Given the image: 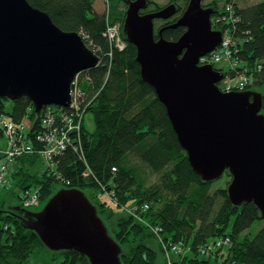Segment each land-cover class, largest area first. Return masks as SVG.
I'll return each mask as SVG.
<instances>
[{"label":"trees","instance_id":"16d2710c","mask_svg":"<svg viewBox=\"0 0 264 264\" xmlns=\"http://www.w3.org/2000/svg\"><path fill=\"white\" fill-rule=\"evenodd\" d=\"M28 1L46 11L62 29L84 31L85 41L94 43L102 62L81 77L87 94L82 107L91 100L85 112H91L95 120L94 131H87L84 125L83 155L69 147L57 158L52 173L45 171L42 179L37 172H24L22 167L16 174L27 173V177L23 181L19 178L18 185L26 190L43 180L39 190L43 202L60 187L93 192L100 214L118 223L115 236L123 248L121 258L125 264H219L220 258H225L223 264H264V219L254 202L235 206L226 187L214 189L213 184L199 179L178 141L165 105L141 77L136 46L128 43L120 50L104 35L108 24H123L126 0H108V10L102 14L96 10L95 0ZM189 1L169 0L163 6H153L149 0L141 12L156 11L175 2L178 11L173 17L156 20L169 25L184 13ZM229 3H234L235 15L240 19L237 24L220 19L228 14ZM204 6L215 8L213 29L232 28L230 58L244 62L242 68L226 73L227 79L247 73L253 76L249 77L248 88L264 90V0L241 8L234 0H227L223 6L217 1ZM158 31L159 27L157 34ZM184 32L185 27L179 26L165 30L163 35L177 40ZM5 99L8 98H0V114L16 123L29 119L34 124L33 131L40 127L43 110L37 113L30 100L23 97L13 101V109L8 112ZM53 107L58 112H69ZM37 160L39 157L32 155L21 162L33 166ZM112 191L116 193L112 199L115 207L99 200L100 194L111 198ZM24 199H20L23 208ZM6 206L5 201H0V264H27L45 246L26 227V211ZM258 221L259 230L251 231ZM227 237L231 240L228 246L203 252L218 238ZM173 246H178V252L172 250ZM59 255L64 258L59 264H89L85 256L74 251H61L55 257Z\"/></svg>","mask_w":264,"mask_h":264},{"label":"water","instance_id":"95a60500","mask_svg":"<svg viewBox=\"0 0 264 264\" xmlns=\"http://www.w3.org/2000/svg\"><path fill=\"white\" fill-rule=\"evenodd\" d=\"M123 34L137 49L144 82L165 105L172 127L196 173L204 181L219 178L228 168L227 186L235 206L254 202L264 219V90L226 89V73L200 58L223 40L213 29V6L190 0L178 20L159 30L155 20L170 19L178 6L142 13L149 0H126ZM187 27L177 39L166 28ZM100 57L75 31L58 26L51 16L28 0H0V98L27 96L40 113L46 106L71 107L76 74L97 67ZM80 188H58L40 211H26L27 228L46 249L74 251L89 264H125L123 248L112 235L98 205Z\"/></svg>","mask_w":264,"mask_h":264},{"label":"built area","instance_id":"2783aa9c","mask_svg":"<svg viewBox=\"0 0 264 264\" xmlns=\"http://www.w3.org/2000/svg\"><path fill=\"white\" fill-rule=\"evenodd\" d=\"M228 14L220 17L221 20L232 21V24H237L240 20L238 16L235 15L234 3H229L226 5ZM121 23L108 24L107 29L104 33L108 37L110 43L116 48L123 50L126 48L128 42L124 40L121 34ZM230 27V26H229ZM223 31V40L221 44L214 51L210 52V56H202L200 58V64L216 63L222 61L224 58H230L231 47L233 45V36L231 32V27ZM82 38L87 40V35L83 34ZM92 43V41H90ZM100 50V48H98ZM100 57V56H99ZM102 60L100 58L99 64ZM83 73V72H80ZM82 74L75 77L72 82L70 94L72 96L71 113L78 112L77 116H69L66 113L58 112L53 106H46L43 111V115L40 121V127L36 129L33 139L36 143L37 148L33 147L32 141L24 138L23 132H27L32 125L31 121L25 118L22 122L16 123L9 119L5 114H0V136L5 137L7 141L8 149L6 151V157L11 161L15 159L16 156H21L30 152H38L41 159L45 163L51 161H46V154L57 151L61 152L62 147L67 145L73 148L77 153H84V147L82 145V128L84 127L83 116L86 114L87 108L91 104V100H87L85 108L82 107L83 103L86 101L87 94L82 87ZM239 81L236 84L229 85L226 89H236L245 90L250 83L249 78L242 74L240 75ZM76 99V100H75ZM62 108V107H61ZM64 109V108H62ZM42 111V112H43ZM66 132L67 135L65 139L61 137L62 133ZM22 141L28 142L22 143ZM39 146V147H38ZM42 153L43 156L40 154ZM8 170V164H3L0 167V194L1 185L5 182L6 172ZM39 201V191H29L27 192L23 204L25 207L37 204ZM231 243L229 237L218 238L211 245H208L203 252H211L212 249H223ZM175 252H178V246H173Z\"/></svg>","mask_w":264,"mask_h":264},{"label":"rangeland","instance_id":"374dc122","mask_svg":"<svg viewBox=\"0 0 264 264\" xmlns=\"http://www.w3.org/2000/svg\"><path fill=\"white\" fill-rule=\"evenodd\" d=\"M214 1H217L219 6H223L225 2H227V0H204V4H209L212 3ZM237 3V6L239 8L241 7H246L249 5H252L254 3L263 1V0H234ZM152 5L155 6V4L157 5H165L169 2V0H152ZM95 8L99 13H105L108 10V5H109V1L108 0H95ZM160 21L156 22V28H158ZM232 48V47H231ZM215 68L222 70L223 72H229L230 70L234 69V68H242L244 66V62H236V61H232L231 58H224L222 61L216 63ZM87 70H84L82 72H85ZM244 75H248L247 73ZM248 78H253V76H247ZM240 78V75L237 76L234 80H228L227 77L225 78V80L222 81V87H228L231 84H236ZM250 81V80H249ZM249 86V85H248ZM258 89H260L261 91H263V89L257 87ZM4 105H5V110L10 112L13 109V105L14 102L13 100L10 99H5L4 100ZM62 107V106H61ZM63 108V107H62ZM65 109V108H64ZM66 110H68L69 112H67V114L69 116H72L73 113H71V111L73 110L72 107H67ZM84 125L87 129V131H94L95 130V120H94V116L91 112H87L85 114V120H84ZM84 128V127H83ZM82 128V134L84 132V129ZM8 149V146L6 145V139H0V167L3 164H8V170L6 172V176H5V182L1 185V194H0V201H5L7 204L10 205H17L18 203H21V200L19 199V197L22 194V191L20 189H18V180L21 177V174H16V172L20 171L22 167L25 168L24 172H29L31 174H34L35 172L37 173H42V171L46 170L47 168V164L42 160L39 159L37 160V162H35V164L27 169V164H23L21 161H18V159H13V160H9L6 157V151ZM135 163H138L139 161L136 159L134 161ZM140 164V163H139ZM138 164V165H139ZM88 174L85 172V176H87ZM156 178V176L154 175L151 180L150 183L152 181H154ZM226 183L225 180L223 182H220L219 184L213 185L214 189L217 188H222L225 187ZM36 186L35 184H32L31 189H35ZM212 188V190H213ZM90 196V198L92 200H94V197L92 196L91 191L87 192ZM99 200H101L102 202H106L108 203V205L110 206H114L112 202V199L110 198V196L108 194H100L99 195ZM96 204V200L94 201ZM44 205V202L42 201V203L38 204V205H34L31 207H28L29 210L31 211H40L42 209ZM131 206V205H130ZM129 206V207H130ZM113 207V208H114ZM127 212V210H125V213ZM105 218V216H104ZM107 225L110 229L111 234L113 235L116 230H117V225L118 223L116 222V220L111 219V218H107ZM8 229V225H6ZM261 227V224L258 222H256L254 224V226L251 228V231L256 232L259 230V228ZM223 253L226 254L227 253V249L225 248L223 250ZM55 254H58V252L54 253L49 249H42L41 251H38L37 253L33 254L27 261V264H59L61 263V261L64 259L61 256H57L55 257ZM225 258H220L219 264H223Z\"/></svg>","mask_w":264,"mask_h":264},{"label":"bare ground","instance_id":"6f19581e","mask_svg":"<svg viewBox=\"0 0 264 264\" xmlns=\"http://www.w3.org/2000/svg\"><path fill=\"white\" fill-rule=\"evenodd\" d=\"M37 8V7H36ZM38 9H40V8H38ZM40 10H42V9H40ZM42 11H44V10H42ZM44 12H46V11H44ZM47 13V12H46ZM146 13V12H145ZM107 18H108V15L106 16ZM52 18V17H51ZM157 20H164V19H157ZM178 20V19H177ZM176 20V21H177ZM175 21V22H176ZM155 22H156V20H155ZM167 25H165V22H160L159 23V30H161L162 28H165ZM182 27H184V26H182ZM167 29H170V28H166V29H164V31L165 30H167ZM187 30V27H185V31ZM163 31V32H164ZM76 32V31H75ZM156 32V31H155ZM79 33V32H78ZM83 34H84V31H82V33H79V35L80 36H83ZM121 34H122V37H123V24H122V27H121ZM157 34V33H156ZM155 34V35H156ZM162 35H163V33H162ZM160 36V34H159V31H158V34L156 35V37L158 38ZM164 36V35H163ZM165 37V36H164ZM124 38V37H123ZM166 38V37H165ZM124 40L125 41H127L125 38H124ZM83 42L85 43V45L92 51V52H94L96 55H98V53H97V50H95L94 49V47H95V45H94V43L92 42V43H89V42H87V41H85L84 39H83ZM110 42V41H109ZM99 56V55H98ZM206 56H210V53H208V54H206ZM206 64V63H205ZM100 65V64H99ZM99 65H97V67L99 66ZM204 65V64H203ZM82 73H77L76 74V76H78V75H81ZM224 88H226V87H224ZM71 95V94H70ZM24 97H26V98H28L27 96H24ZM23 98V97H22ZM21 99V98H20ZM29 99V98H28ZM17 100H19V99H17ZM30 100V99H29ZM76 100V99H75ZM16 101V100H15ZM30 102L32 103V108L34 109V111H36V106H35V104H34V102L32 101V100H30ZM71 102H72V96H71ZM54 106H57V105H54ZM61 107V106H60ZM63 107V106H62ZM63 108H67V107H63ZM77 114H78V112H74V114H73V116L74 117H76L77 116ZM83 120H85V115L83 116ZM33 128H34V124L32 123V125H30V128H29V130L27 131V132H23V135H24V138L25 139H27V140H31L32 141V144H33V147L34 148H37V146H36V143H35V141H34V139H33V136H34V134H35V130L33 131ZM66 135H67V133L66 132H63L62 133V135H61V137H63L64 139H65V137H66ZM0 139H5V137H0ZM22 143H27V144H29L28 142H25V141H22ZM6 145H7V141H6ZM69 149V146H67V145H64L63 147H62V150H61V152H57V151H53V152H50V153H48V154H46V157H45V160L46 161H51V162H49V163H46L47 164V168H46V170H44V171H42V173L40 174V173H36V174H38V177L39 178H44L43 177V173L45 172V171H48V170H50V172L51 171H53L54 169H55V167H56V165H57V158L59 157V156H63L64 155V153H65V151L66 150H68ZM42 156H43V154L42 153H40ZM32 155H37L38 157H39V159H41V157H40V155L38 154V152H30V153H27V154H23V155H21V156H16L15 157V160L16 159H18V161H21V160H23V159H27V160H29V159H31L32 158ZM188 160H189V158H188ZM190 162V161H189ZM25 164H27L28 166H27V169H29V168H31L32 167V165H30V164H28V162H26ZM35 164V163H34ZM190 165H191V162H190ZM191 167H192V165H191ZM192 169H193V167H192ZM22 171V169L20 170V172ZM193 171H194V169H193ZM195 172V171H194ZM52 173V172H51ZM196 173V172H195ZM27 174V173H26ZM26 174H23V175H21V177H20V181H23V180H25L26 179ZM197 174V176L199 177V179L203 182V183H205V184H213V185H216V184H219L220 182H223L224 180H225V183H228V184H230L231 183V181H232V175L230 174V172H229V170H228V168L227 169H225V171L223 172V174L219 177V178H217V179H215V180H212V181H204L203 179H202V177L198 174V173H196ZM42 181L43 180H38V182L37 183H33V184H35V186H36V188L35 189H31V186H32V184H30V188H28V189H26V190H23V188H21L20 187V185H18V189H20L21 191H22V194H21V196L19 197L20 199H23V197H25L26 195V193L27 192H29V191H39V190H41V187H42ZM228 184L227 185H225V187L227 188V186H228ZM86 192H88L89 190H85ZM116 198V193H115V191H112V195H111V199H115ZM40 203H42V200H41V198H40V196H39V201H38V203L37 204H35V205H38V204H40ZM32 206H34V205H32ZM27 207H31V206H27ZM59 256H61V255H59Z\"/></svg>","mask_w":264,"mask_h":264},{"label":"flooded vegetation","instance_id":"af4514ba","mask_svg":"<svg viewBox=\"0 0 264 264\" xmlns=\"http://www.w3.org/2000/svg\"><path fill=\"white\" fill-rule=\"evenodd\" d=\"M204 5H208V4H204ZM206 7H209V6H206Z\"/></svg>","mask_w":264,"mask_h":264}]
</instances>
